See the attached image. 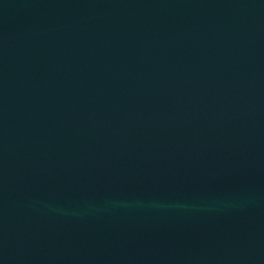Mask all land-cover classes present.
<instances>
[{
	"label": "water",
	"instance_id": "obj_1",
	"mask_svg": "<svg viewBox=\"0 0 264 264\" xmlns=\"http://www.w3.org/2000/svg\"><path fill=\"white\" fill-rule=\"evenodd\" d=\"M0 264H264V0H0Z\"/></svg>",
	"mask_w": 264,
	"mask_h": 264
}]
</instances>
